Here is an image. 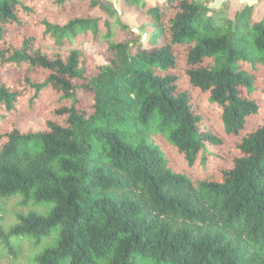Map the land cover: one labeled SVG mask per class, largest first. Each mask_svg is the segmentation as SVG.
Returning <instances> with one entry per match:
<instances>
[{"label": "trees", "instance_id": "16d2710c", "mask_svg": "<svg viewBox=\"0 0 264 264\" xmlns=\"http://www.w3.org/2000/svg\"><path fill=\"white\" fill-rule=\"evenodd\" d=\"M119 1L0 0L10 264H264V13Z\"/></svg>", "mask_w": 264, "mask_h": 264}, {"label": "rangeland", "instance_id": "374dc122", "mask_svg": "<svg viewBox=\"0 0 264 264\" xmlns=\"http://www.w3.org/2000/svg\"><path fill=\"white\" fill-rule=\"evenodd\" d=\"M111 1L117 10L121 9V4L119 0H109ZM199 3L201 7L203 8V15L202 18L204 21L209 20H219L223 19L224 17H235L238 11L242 10L245 6L255 5V11L258 14L255 15L256 18H260L264 13V0H199ZM99 14V13H97ZM121 19L133 28L135 30H139L136 26L137 22L133 20V17L131 15H123L121 16ZM140 31V30H139ZM115 37L116 39L124 40L126 38V32L123 30L116 29L115 30ZM81 46H88V42L85 41L81 43ZM97 62L99 64H102L105 62L102 55L98 54L96 56ZM17 200H12L8 203L7 208L8 211L4 215L5 219L2 220L5 225L8 223H11L14 221V212L17 211V209H20V207L16 206ZM36 211L40 213H44L43 208H37ZM0 242H2V245H0V264H10L11 260L6 255L9 253V249L6 247L7 243L3 238H0ZM24 242V243H23ZM22 243V255L24 258H32L33 254L36 253L35 251H32L30 247V243L32 242L30 239L24 240ZM21 243V244H22Z\"/></svg>", "mask_w": 264, "mask_h": 264}]
</instances>
